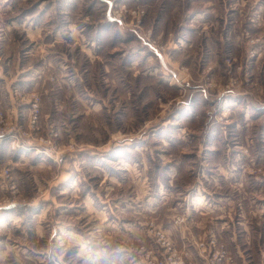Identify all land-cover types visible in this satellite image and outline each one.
Wrapping results in <instances>:
<instances>
[{
	"label": "rangeland",
	"instance_id": "rangeland-1",
	"mask_svg": "<svg viewBox=\"0 0 264 264\" xmlns=\"http://www.w3.org/2000/svg\"><path fill=\"white\" fill-rule=\"evenodd\" d=\"M10 1L0 264H264V0H121V16L84 0L72 20L54 0ZM40 2L55 11L43 57L28 31ZM196 8L209 18L190 21ZM173 62L208 91L189 118Z\"/></svg>",
	"mask_w": 264,
	"mask_h": 264
},
{
	"label": "crops",
	"instance_id": "crops-1",
	"mask_svg": "<svg viewBox=\"0 0 264 264\" xmlns=\"http://www.w3.org/2000/svg\"><path fill=\"white\" fill-rule=\"evenodd\" d=\"M3 1H8L9 3H8V5L6 6V10H9L10 9V3H11V1L10 0H3ZM54 2V1H56V3H54V4H52V8L56 5L57 6V11H56V13H58V14H60V15H62V16H64V18H69L70 17V14L71 13H74L75 12V14H78V12L81 10V4H83L84 3V0H48L47 2L48 3H50V2ZM127 3H130L129 2V0H125ZM132 1V0H131ZM142 2V3H144V2H148V0H135V2L137 3V2ZM160 1L161 0H150L149 2L150 3H152V4H154L155 2L156 3H160ZM164 1H166V0H164ZM177 0H174V2L173 3H177V4H179L180 2L179 1H177ZM101 2H103V3H106L105 1H103V0H101ZM41 3V2H40ZM47 3V4H48ZM67 3H69V4H71L72 5V7H74L75 8V10H72V9H70V8H67ZM45 3L44 2H42L41 3V6H40V9H39V11H36L34 14L33 13H31V14H29V16H28V18H30L29 20H30V22H29V24H28V31H30L31 32V34H32V37L31 38H33V37H35V38H38L39 37V41L40 42H38V44L40 45L39 46V48H40V52H41V57H43V56H45V55H43L44 53L46 54V55H48V54H50V53H54V51H53V49H52V47H51V45L50 46H48V44L47 43H44L43 41H42V39H43V37H46L47 35H48V31L46 30V26L44 25V23L45 22H47L48 20H49V15H52L55 11H50L49 12V10L48 11H46V6H42V5H44ZM191 4H193V3H191ZM108 5V4H107ZM44 10V11H43ZM76 10H78L77 12H76ZM42 11H43V13H42ZM189 12V19H190V21H194V20H200V21H204V20H206V19H208L209 18V14H211V13H209V11H207V10H202L201 8L200 9H198V8H196L195 9V11H193V9L192 10H188ZM14 13H15V11H12L11 12V14H13V17H15L14 16ZM110 17V15L109 14H107V17ZM73 17H75V16H73ZM72 17H70V19H71ZM72 19H77L76 17L75 18H72ZM71 19V20H72ZM50 20H52V18H50ZM160 21V19L157 21V22H159ZM112 22H114L113 21V19H112ZM158 24H160V23H158ZM24 25L26 26V21H25V23H24ZM34 25V26H33ZM54 26L53 27H55V28H53L52 29V31H54L55 32V35H57V36H59L60 37V34H61V32H62V30L61 29H59L58 28V26L56 27V24H53ZM105 26V25H104ZM73 27L74 28H76L75 26H73V24L71 23L70 25H69V29L71 30V37H72V39L74 40L75 39V33L73 32ZM108 27H109V25H108ZM16 28V25L15 24H13V25H8L7 26V29H6V31H7V35L11 32V30L12 29H15ZM160 28H162V26L161 25H159V27H158V29H159V32H160ZM107 29V28H106ZM187 29H191V28H187ZM0 30H2V29H0ZM4 28H3V31L2 32H4ZM108 30H110V28L108 29ZM128 30V29H127ZM5 31V32H6ZM74 31H76V30H74ZM191 31H193V29H191ZM121 32V31H120ZM132 32L133 33H135L136 35H137V29H132ZM184 32H185V30H184ZM197 34H201V32H197ZM29 36V35H28ZM30 38V39H31ZM186 42L184 41V40H182L185 44H189V38H190V36L187 34L186 35ZM182 39V38H181ZM60 41V39H55L54 40V42H59ZM63 41V40H62ZM191 44V43H190ZM190 44L188 45V46H190ZM52 45H54V43H52ZM182 46V45H181ZM86 51H90V49L88 48V49H86ZM42 52H43V54H42ZM53 59L52 58H50L48 61H49V64H48V66H50V68H53L54 66H55V63H56V67L57 66H59L58 68H64L65 66L63 65V63H57L56 61H52ZM20 63V62H19ZM209 63V62H208ZM54 65V66H53ZM77 67V66H76ZM171 67H172V69L174 70V71H178L177 70V68H178V63L177 62H173L172 64H171ZM186 67H188V68H193V65H186ZM215 67H216V62H215ZM173 71V73H172V78L170 79V85H181L180 83L182 82V81H184V82H186V86H188L189 87V89H188V94H189V102H185L184 103V106H183V108H182V110L183 111H181V112H179V114H180V116H181V118H182V116H187L188 118H189V116H190V114H191V112H194V109L196 110V107H198V105L200 104L201 105V101L203 102V100L205 101V100H208V91H207V89H206V86L205 87H202V86H200V85H196V83H198L197 81H194V80H192V77L191 78H189V79H186L185 80V74H183V73H180L179 71V74L178 73H176V72H174ZM71 75L73 76V74L71 73ZM178 75H180V76H178ZM64 76V75H63ZM190 76H192V73H191V75ZM187 77H188V75H187ZM184 78V79H183ZM6 78H2V77H0V83H2V81L1 80H5ZM8 79V78H7ZM79 80V78L77 77V76H73L72 78H70V79H68V78H64L63 79V81H65V83H71L72 85H74L75 84V82L76 81H78ZM13 82H15V81H13ZM12 82V83H13ZM186 92H187V89L185 88L184 89V94H186ZM9 94H11V92L9 93ZM8 94V95H9ZM10 96V95H9ZM226 104V106H227V102L225 103ZM246 116H248V115H246ZM187 118V119H188ZM205 140H203V142H204ZM211 141L212 140H210V141H208L209 143H211ZM222 161H223V158H222ZM204 208L205 209H208L206 206H204ZM210 208V207H209ZM224 224V223H223Z\"/></svg>",
	"mask_w": 264,
	"mask_h": 264
},
{
	"label": "built area",
	"instance_id": "built-area-1",
	"mask_svg": "<svg viewBox=\"0 0 264 264\" xmlns=\"http://www.w3.org/2000/svg\"><path fill=\"white\" fill-rule=\"evenodd\" d=\"M106 1H110L116 7L114 11L116 14H119V16H121L120 14L127 12L125 9V6L121 7L120 5V7L118 8L119 4L121 3V0H106ZM133 14H135V16H138V17L140 16V13L133 12ZM1 119L2 118L0 117V122L2 123Z\"/></svg>",
	"mask_w": 264,
	"mask_h": 264
}]
</instances>
